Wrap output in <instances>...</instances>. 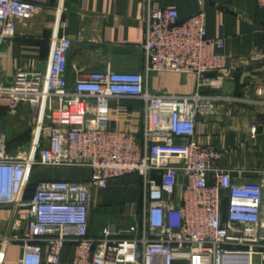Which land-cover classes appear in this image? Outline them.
<instances>
[{"label":"built area","instance_id":"built-area-1","mask_svg":"<svg viewBox=\"0 0 264 264\" xmlns=\"http://www.w3.org/2000/svg\"><path fill=\"white\" fill-rule=\"evenodd\" d=\"M47 1L0 0V55L18 21L32 19ZM145 6V73L108 66L70 85L73 42L60 36L45 74L19 71L10 81L0 76V107L15 113L27 104L37 116L36 154L9 150L0 132V210L26 211L23 232H0V259L2 248L16 242L23 250L17 264H43L44 245L48 264H59L68 244L75 245L71 264H264V170L220 166L226 152L195 140L196 114L212 111L219 98L199 89L224 85V40L208 37L203 12L181 20L178 9L160 0ZM159 72L194 74L198 90L153 92L149 76ZM121 98L142 104L143 143L111 124L110 101ZM35 166L89 169L91 177L41 181L24 201ZM127 175L143 180L137 219L126 227L111 217L91 234L94 190ZM18 216L17 223L24 219Z\"/></svg>","mask_w":264,"mask_h":264},{"label":"crops","instance_id":"crops-1","mask_svg":"<svg viewBox=\"0 0 264 264\" xmlns=\"http://www.w3.org/2000/svg\"><path fill=\"white\" fill-rule=\"evenodd\" d=\"M160 2L163 7L178 9L181 20L203 12L208 37L222 38L224 51L229 56L227 67L221 72L223 87L199 89L205 95L219 98L212 111L196 114L195 140L226 152L219 161L220 166L264 170V7L257 0ZM145 5L146 0H48L40 4L32 19L18 21L16 35L4 43L0 55L1 79L10 81L19 71L37 70L45 74L55 39L60 36H68L73 42L67 67L70 85L86 73L108 66L118 71L145 73ZM149 86L153 92L191 95L198 90V79L194 74L159 72L149 76ZM110 110L111 124L136 134L143 143L141 102L130 98L112 99ZM36 119V113L27 104L15 113L0 107V132L7 136L9 150L19 149L28 154L33 149ZM90 177L89 169L35 166L30 170L22 199L30 200L41 181L84 182ZM246 177L256 176L247 174ZM142 188L140 175H127L110 180L106 189L94 190L90 233H98L109 216L123 226L133 224L141 209ZM19 213L24 219L17 223ZM25 214V210L12 206L1 209L0 230L23 232ZM22 253L19 243L5 245L0 264H17ZM48 255V247L44 245L43 264H48ZM74 255L75 245H66L59 264H71Z\"/></svg>","mask_w":264,"mask_h":264},{"label":"rangeland","instance_id":"rangeland-1","mask_svg":"<svg viewBox=\"0 0 264 264\" xmlns=\"http://www.w3.org/2000/svg\"><path fill=\"white\" fill-rule=\"evenodd\" d=\"M26 152H28V151H26ZM29 152L36 154V153H37V150H33V151L31 150V151H29ZM110 218H111L110 216L107 217V220L110 219ZM0 232H2V231L0 230Z\"/></svg>","mask_w":264,"mask_h":264}]
</instances>
